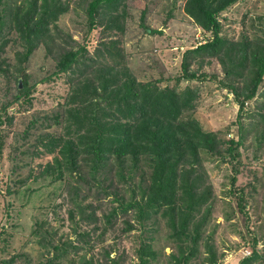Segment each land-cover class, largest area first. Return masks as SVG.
<instances>
[{
  "label": "trees",
  "instance_id": "obj_1",
  "mask_svg": "<svg viewBox=\"0 0 264 264\" xmlns=\"http://www.w3.org/2000/svg\"><path fill=\"white\" fill-rule=\"evenodd\" d=\"M239 1H185L184 11L211 37L187 49L182 74L174 84L162 85V77L137 78L128 67L120 39L112 38L124 33L121 21L126 0H85L91 29L102 22L97 21L101 12L108 14L103 30L108 34L93 55L86 46L75 49L63 37L59 20L69 10L63 0H0V72L12 74L17 91L6 105L31 103L35 84H30L32 75L26 64L40 45L53 55V74H65L69 83L65 102L53 115L60 131H41L35 146L20 150L33 157L51 155L49 161L39 163L33 179L48 176L51 183L62 182L61 193H68L71 204L72 232L60 233V227L47 220H37L34 225L32 235L42 248V264H124L117 241H108L107 235L119 231L117 236L122 238L133 230L139 231L136 264H189L200 256L201 264H219L224 254L208 230L213 189L204 162L208 155L240 156L245 133L240 125L237 139L226 138L222 131L205 130L189 114L196 108L199 90L181 87L180 82L204 78L206 74L194 70L193 64L216 58L225 72L220 85L235 96L239 115L256 98L264 80V37L231 38L221 32L224 13ZM5 30L16 33L22 46L14 64L1 59L8 43ZM261 97L264 99V92ZM6 105L0 110V160L14 119ZM259 107L261 126L255 137L261 141L264 101ZM36 121L20 131V139L25 141L31 129L37 128ZM7 191L20 189L8 187ZM246 196L242 188L238 200L245 215ZM85 222L89 227L80 229ZM252 235L251 254L238 264H252L264 257V250L258 248L260 236ZM159 237L172 252L154 247ZM24 255L1 259L0 264H16Z\"/></svg>",
  "mask_w": 264,
  "mask_h": 264
},
{
  "label": "rangeland",
  "instance_id": "obj_2",
  "mask_svg": "<svg viewBox=\"0 0 264 264\" xmlns=\"http://www.w3.org/2000/svg\"><path fill=\"white\" fill-rule=\"evenodd\" d=\"M63 1L69 4V10L59 20V28L65 34L63 37L75 49L83 45L90 55L95 54L108 34L103 31L108 14L101 12L97 21L102 22L91 29L85 0ZM185 1L126 0L125 17L121 21L124 33L112 38L120 39L128 67L137 78L147 80L162 77V85L174 84L176 77L183 71L184 52L211 37L210 32L205 31L184 11ZM121 10L122 6L118 12ZM263 15L264 0H240L224 13L221 19L222 35L231 38L243 35L264 37ZM149 28L162 32L146 30ZM4 32L8 43L1 52V59L14 64L17 60L16 51L22 50L20 39L16 33ZM62 38H58L61 43L64 40ZM54 66L53 55L47 53L44 45L34 50L26 69L32 75L29 77L30 84H35V89L30 96L31 103L23 105H6L17 93L16 82L11 73V76H6L0 72V110L6 105L14 117L13 123L9 124L6 147L0 160V263L1 259L24 253L16 264H42V248L32 235L37 220H47L56 228L60 227V233L72 232L73 223L68 212L71 204L68 202V193H61L63 183H51L48 176L40 177L38 181L33 179V175L39 173V163L49 161L51 155L41 153L33 157L20 151L30 145L35 146L39 132L55 134L60 131L61 125L54 123L53 115L65 102L69 83L65 74H53ZM3 67L6 68V65L3 64ZM192 68L204 72L206 76L189 81L182 79L180 82L181 87L189 85L200 93L196 108L190 110L189 114L197 118L205 130L222 131L226 138L237 139L239 125L245 133L243 144L238 149L240 156L234 159L230 156L222 158L208 155L204 162L206 178L213 189L208 230L213 232L216 248L224 254L219 264H238L244 256L251 254L249 240L252 233L260 236L258 248L264 250V139L258 141L255 137L256 129L261 126L259 114L262 109L259 106L264 101L261 97L264 80L256 98L249 101L239 115L235 96L220 85L225 72L218 59L207 58L203 64L194 63ZM50 75V79L44 80ZM34 119H37V128L31 129L25 141L20 139V131ZM23 181L26 183L24 186L21 185ZM8 187L12 190L18 188L20 192L8 193ZM242 188L247 195V215L239 209L238 192ZM33 189L38 191L32 193ZM80 224V229L89 227L86 222ZM117 233L119 231L110 232L108 241H117L124 264H136L139 231L133 230L122 238ZM164 244V240L159 237L154 247L159 252L162 248L165 253L172 252V247H165ZM200 257L193 258L189 264H201ZM259 263L264 264V257L252 264Z\"/></svg>",
  "mask_w": 264,
  "mask_h": 264
}]
</instances>
